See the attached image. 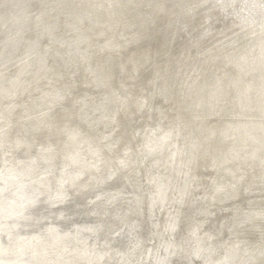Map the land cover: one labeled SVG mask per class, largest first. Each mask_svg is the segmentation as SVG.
I'll list each match as a JSON object with an SVG mask.
<instances>
[{
    "label": "clouds",
    "instance_id": "9594fccd",
    "mask_svg": "<svg viewBox=\"0 0 264 264\" xmlns=\"http://www.w3.org/2000/svg\"><path fill=\"white\" fill-rule=\"evenodd\" d=\"M27 11L36 21L87 23L123 43L112 48L119 62L93 73V110L102 115L75 155L66 144L55 154L62 164L21 167L5 144L0 264H264V108L212 119L228 87L264 98V0H33ZM214 31L226 41L213 59L234 75L194 91L180 73ZM131 63L138 76L122 72ZM132 109L149 119L134 121ZM97 123L122 131L114 138ZM133 175L126 208L94 222L102 242L74 247L76 217H99L113 203L105 186Z\"/></svg>",
    "mask_w": 264,
    "mask_h": 264
},
{
    "label": "bare ground",
    "instance_id": "6f19581e",
    "mask_svg": "<svg viewBox=\"0 0 264 264\" xmlns=\"http://www.w3.org/2000/svg\"><path fill=\"white\" fill-rule=\"evenodd\" d=\"M32 3L33 0H0V83L3 78L9 75L7 82L0 84V155L3 157L1 161L2 165L5 157V144L9 146L8 151L10 156H14L18 150L20 152L24 149L29 151L31 149L30 145H34V137L28 138L26 133L28 134L35 131L43 132L49 129L47 132H50L51 129V132L54 130V135H46L47 138L41 141L39 140L38 143L34 145L38 149L37 154L31 152L27 155H16V163L21 167L43 164L44 161H51L52 163V161L56 159V157L53 159L54 155L52 149H56L57 151L59 149L61 150L66 144L71 145L68 150L73 155L79 151V146L83 142V139H88V137L85 136V130H82L79 124H83L85 120L87 122L90 121V119H93V116L89 117L87 116L88 113L83 114L84 112L76 114L75 110H73L76 109V107L70 106L64 109V113L68 117L78 116L77 120H72L76 123L64 125L55 120V118L52 120L46 119V117L51 115L52 109L55 108V101L56 103L62 102L66 95H68V93L70 94L71 90L75 87L76 80H70L65 73L68 72L67 74L69 75L72 74V71L65 70L64 72V70L58 67L61 66L64 68L70 63L74 62L77 64L83 61L84 64L81 69L85 79L82 80V85L88 84L95 87L92 83L95 78L93 73L100 75L106 65L111 66L113 64V59L111 58V54L114 53L112 51L113 45L116 43H123L122 41H112L110 43L112 39L111 34L101 35L100 30L94 29L87 23L77 25L67 18L63 21H59L53 20L46 15L39 21H36L34 17L28 18L30 13H28L27 10L31 8ZM45 38L46 41H44ZM101 49H103V51ZM212 55L217 54L212 53ZM76 59H78V61H76ZM59 60L61 61L60 63ZM208 60L209 63L208 65L206 64L208 67H210V65L211 67L216 66V64H220V68L224 67L221 60H214L211 58ZM115 63L118 62L115 61ZM58 71L60 74L57 73ZM122 72L136 75L138 72L140 74V69L137 70L135 64L132 63L127 68V71L123 69ZM55 73L57 74L55 75ZM228 73L229 77L220 74L217 78L226 77L223 83H227V78L230 79L234 75V73L230 71H228ZM64 78H68V80H64ZM59 79L63 81L61 82ZM56 81H58V84H56ZM45 85L47 87H45ZM54 88L60 92H56ZM44 90L49 91L45 93L43 92ZM50 94L52 97H50ZM254 95L253 93L245 92L241 85L228 87L223 91L219 99V106L217 108L219 115L213 116L212 119L220 122V119L232 113L238 118L246 117L251 114L256 117L259 116V110L263 108L264 105L261 107L257 105V102L260 105L261 103L264 104V98L258 97L255 103V101L251 99L255 98ZM37 97L38 99H36ZM250 100L251 102L249 104ZM75 101L73 100L71 103L73 105L81 103L83 108H89V105L94 107L96 98L81 94L77 102ZM28 103H30V110H33V112H30L28 109L25 110ZM18 108L25 110V113L18 117L24 119L25 124L23 129L25 132L18 130L16 128L17 124L14 126L15 129H13V122L12 120L9 121L13 112ZM83 111H85V109H83ZM144 113L141 115V118L145 116L147 118L145 120L142 119L147 121L149 115ZM119 118L120 117L117 116V119ZM100 119L101 115L99 118L95 117L94 120L99 121ZM69 122L70 121H67L66 124H69ZM124 123L127 126L129 121H124ZM27 124H30V126L27 127ZM12 129L15 131L10 133ZM64 132L67 133V138L65 140L59 136L60 134L63 136V134H65ZM49 137L53 138L51 139ZM76 137L80 142L77 141ZM74 141L79 144H74ZM58 158L62 164V157L58 156ZM8 159L11 162L13 160V158L11 160L10 157H8ZM132 177L133 176H131V178ZM135 178L137 179V177ZM136 179L131 180L135 182ZM107 197L113 201L116 197H119L118 191L108 193ZM83 226L84 225L81 224L79 225V223L73 224V228L76 231L84 229ZM89 226L90 225H85V231L89 233L95 232L94 228L96 225L93 226V228H88ZM71 234L72 232L70 231L69 235L71 236Z\"/></svg>",
    "mask_w": 264,
    "mask_h": 264
},
{
    "label": "water",
    "instance_id": "95a60500",
    "mask_svg": "<svg viewBox=\"0 0 264 264\" xmlns=\"http://www.w3.org/2000/svg\"><path fill=\"white\" fill-rule=\"evenodd\" d=\"M62 25H64V24H62ZM47 38V37H46ZM46 38L44 39V41H46ZM47 41L49 42V40H48V38H47ZM128 48L130 49L131 48V46L129 45L128 46ZM207 57V56H206ZM201 58H203V59H205V60H207V58H205L204 57V54L202 53V55H201ZM76 61H78V59H76ZM75 61V62H76ZM61 61L59 60V63H60ZM84 64V62L83 61H80L79 63H77V64H75L74 62L73 63H70V64H68V65H66L64 68H62L61 66L60 67H58V68H61L62 70H64V72H65V70H67V71H72V74H67L68 72H65L66 73V76H68V78L70 79V80H72V79H75V80H77V84H78V82H80V80H84L85 79V76L83 75V72H82V69H81V67H82V65ZM86 65V64H85ZM9 76V75H8ZM8 76H6V78H3L2 79V81H1V83L3 84V83H6L7 82V80H8ZM68 78L67 79H65L64 78V80H68ZM86 78H89V77H86ZM59 81H63V80H60L59 79ZM0 83V84H1ZM53 84H55V83H53ZM56 84H58V81H56ZM45 87H47L46 85H45ZM78 88H80V89H82V90H89V91H94V93L97 95V93L99 92V89H97V88H95V87H93V86H91V85H78L77 87H75L74 89H73V92L71 93V94H69L68 93V95H66V97L63 99V101L62 102H60V103H56V101H55V108H53L52 109V111H51V115L49 116V117H46V119L47 120H52V119H54L55 118V120H57L58 122H60V123H62V124H64V125H70V123H76V122H73L72 120H77V118H78V116H74V117H71V116H67L65 113H64V109H66V108H68V107H70V106H73V107H76V109H73V110H75V112H76V114L77 113H79V112H84L83 114H85V113H88V115L87 116H93V119H90V121H83V124H79L80 125V128L82 129V130H85L86 128H88V126L89 125H93V122L95 121L94 119H95V117L96 118H99L100 117V115H102L100 112H94V110H93V106L92 105H89V108L88 107H84L83 108V105L80 103V104H75V105H73L72 103H71V101H72V98L74 97V96H76L75 95V92L77 91V89ZM94 94V95H95ZM95 95V96H96ZM50 97H52V95L50 94ZM36 99H38V97L36 98ZM25 101H26V98H25ZM73 102V101H72ZM62 105V106H61ZM72 107V108H73ZM80 108V109H79ZM26 109H28V110H30L31 109V105H30V103H28L27 104V106L25 107V110ZM83 109H85V111H83ZM25 110H23V109H20V108H18V109H16L14 112H13V114L11 115V117L9 118V121L10 120H12V126H13V129H15L14 128V126L17 124V126H16V128L18 129V130H20V131H22V132H25L24 131V124H25V122H24V119L22 118V117H20V118H18L19 117V115H23L25 112ZM60 111V112H59ZM30 112H33V110H30ZM132 113H133V116H132V119L133 118H141V114L140 113H136V111H135V109H132ZM142 113V112H141ZM144 113V112H143ZM142 113V114H143ZM119 117H121V118H123L122 116H119ZM65 122H64V121ZM67 121H70L69 122V124H66V122ZM10 124V123H9ZM11 125V124H10ZM46 125H47V123H46ZM27 127H29L30 126V124H27L26 125ZM48 126V125H47ZM69 127V126H68ZM94 127H95V129H96V131H98V132H100V133H102V132H106L105 131V125L103 124V123H97V124H95L94 125ZM48 128H49V126H48ZM11 130L10 131V133H12V132H14L15 130ZM49 130V129H48ZM48 130H46V131H43V132H40V131H35V132H31V133H26V136L28 137V138H32V137H34V139H33V144L35 145L36 143H38V141L40 140H44L45 138H47V136L46 135H50V136H53L54 134H53V132H54V130L51 132V129H50V132H47ZM101 130V131H100ZM120 128L119 127H117V125H113L111 128H109L108 130H107V132H109V131H111L110 133H114V137L116 136V135H118V132H120ZM65 134H63V136L60 134L59 136H60V138H63L64 140L67 138L66 137V132H64ZM46 136V137H45ZM49 138H53V137H49ZM76 139H77V141L78 142H80L79 141V139L76 137ZM78 142H75L74 141V144L75 143H78ZM79 144V143H78ZM34 145H30L31 146V149L29 150V151H26L25 149L24 150H21V152L18 150V151H16L17 153L14 155V156H8V157H10L11 158V160H12V158H13V160H12V162L13 163H16L17 161H16V159H15V157H16V155H27L28 153H31V152H35L36 154H37V147H35ZM73 146V145H72ZM53 150V155L55 156V154L57 153V152H59L60 151V149L57 151L56 149H52ZM56 157V159L55 160H53L52 161V164L53 165H59V164H61V162H60V160H59V158H58V156H55ZM2 159H3V157L0 155V163H1V161H2ZM1 166H2V163H1ZM145 167H147V165H145ZM142 170V169H141ZM142 173H143V175H144V171L142 170ZM136 176H134L133 175V177L132 178H130V179H136L135 178ZM130 179H121V178H119V177H117L116 179H114L113 181H111V182H109V184L108 185H106L105 186V188H106V190L108 191V193H113V192H109V190L108 189H110L111 187H118V190H120V196L119 197H116L114 200H113V203H112V205H111V207L110 208H107V209H105V208H99L97 211L100 213V216L99 217H88V216H77L76 217V219H75V221L73 222V224L76 222V221H78V220H80V221H82L81 223H79V225L81 224V225H84L83 226V228L84 229H79L78 231H76L74 228H73V224H72V227H71V229H70V231L72 232V234H71V236L70 237H75V239L74 240H72L71 241V243L73 244V246L74 247H76V246H82V245H80L79 244V241H87V246L89 247V248H91L97 241H101L102 242V236H103V233L99 230V226H98V224L97 223H94L95 221H98L99 219H100V217H102L103 216V213L105 212V211H109V212H115V210H116V212H120V211H122L123 209H125L126 208V201L124 200V198H123V195H122V192L124 191V188L125 189H129V190H132L133 191V189L131 188V187H126L127 185H129V184H131V183H134V182H131L130 181ZM118 190H116V191H118ZM107 199H109L108 197H107ZM80 203H84V201H79ZM93 207H95V206H93ZM68 211L70 212V213H72L73 211H75V209H74V206L73 205H68ZM85 225H90L88 228H93V226H95V228H94V230H95V232H92V233H89V232H87V231H85ZM92 225V226H91ZM78 234V235H77ZM77 239V240H76ZM117 246H119V244H117L116 245V247ZM100 264H104V262L103 261H101L100 262ZM149 264H151V262L149 261Z\"/></svg>",
    "mask_w": 264,
    "mask_h": 264
},
{
    "label": "rangeland",
    "instance_id": "374dc122",
    "mask_svg": "<svg viewBox=\"0 0 264 264\" xmlns=\"http://www.w3.org/2000/svg\"><path fill=\"white\" fill-rule=\"evenodd\" d=\"M80 36V35H79ZM84 36V35H83ZM86 36V35H85ZM222 41H226V37L219 34L218 32H212V33H209L207 35H202V39H201V42L199 44V56L197 55V49H193L192 52H191V56L192 57H195V59H187V62H186V65H184V71L181 72L180 74L182 76H185V78L187 79V83L189 84V86L195 91V90H199V89H207V88H210L211 85H213L215 82H216V79L217 77H219L220 74H223V75H227V77H229V73L228 71H222L223 68H220V64H216V66H213L211 67H208L206 64H203V61L205 59L201 58V55L202 53H206L207 55H204L205 58L208 59H213L216 55H212V53H216L218 55V46L221 45V42ZM99 43V42H98ZM215 47V48H214ZM211 48V49H210ZM206 49V51H205ZM210 51H209V50ZM11 50V49H9ZM225 51H228L227 49ZM122 54V53H121ZM207 56V57H206ZM213 56V57H212ZM114 57H116V53H112L111 54V58L113 59ZM117 62H119L118 60H116ZM115 61L113 60V63ZM132 64V63H131ZM131 64H128V66L126 68H124V71H127V68L131 65ZM202 67H200V65H202ZM135 68L137 70H139V68H137L135 66ZM193 69H196L195 71H193ZM58 74L59 71L57 72ZM55 73V75L57 74ZM124 74H128V72H124ZM139 75V72L136 73V76ZM228 80H231L232 77L229 79L227 78ZM203 80V81H202ZM202 81V82H201ZM206 82V83H205ZM208 83V84H207ZM66 84V83H64ZM81 85L82 84V80H80V82H78L77 84V80L75 81V87H77L78 85ZM200 85V86H199ZM206 85V86H205ZM74 87V88H75ZM56 89V88H54ZM49 90H44L43 92H48ZM56 92H60V91H57V89L55 90ZM73 92V89L71 90L70 94ZM82 92V93H81ZM96 93V92H95ZM94 91H90L89 90H82L80 88L77 89V91L75 92V95L73 98H72V101L76 100L75 102H77L78 98L81 96V94H85L88 96H91V97H95V94ZM59 94V93H58ZM95 94V95H94ZM80 95V96H78ZM255 98H251L255 101L256 103V100L258 99V97L256 95H254ZM251 100L249 101V104H250ZM263 102V101H262ZM257 105L259 106H263L264 104L261 103L258 104L257 102ZM264 108V107H263ZM144 114H147L149 115L147 112H145ZM143 115V114H141ZM251 116V117H250ZM232 117H237V116H234L233 113L232 114H228L226 116H224L222 119H220L221 121H224V120H231ZM245 117V116H244ZM252 118V117H256L254 115H247L245 118ZM144 120L147 118V117H142ZM142 118H133L134 121H137V122H140L141 124H143L145 121L142 119ZM238 118V117H237ZM120 119L122 120L123 118H119L117 119V121H120ZM214 120V119H213ZM220 121V122H221ZM235 122V121H234ZM238 122V121H236ZM126 126V125H125ZM118 127V126H117ZM121 129V128H120ZM122 129L120 130V132H118V135L116 136H119L120 133H121ZM111 131L109 132H102L104 134H109ZM115 136V137H116ZM114 137V138H115ZM1 167V165H0ZM140 176L142 177L143 176V173H142V170L140 172ZM131 177H128L127 179H130ZM131 182H133L131 179H130ZM109 192H115L116 190H118V187H111L110 189H108ZM132 193V190H129V189H125L124 188V191L122 192V195H123V198L124 197H127V196H130V194ZM120 190H118V196H120ZM117 210V209H116ZM82 221L78 220L76 221L75 223H81ZM117 245V244H116ZM116 245H114V247H116ZM119 247V246H117Z\"/></svg>",
    "mask_w": 264,
    "mask_h": 264
}]
</instances>
